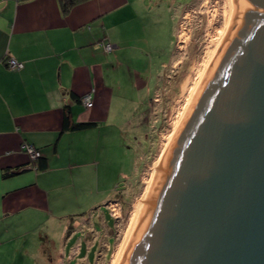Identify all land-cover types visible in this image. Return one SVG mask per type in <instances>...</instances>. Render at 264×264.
I'll return each instance as SVG.
<instances>
[{
  "label": "crops",
  "instance_id": "0c3cea01",
  "mask_svg": "<svg viewBox=\"0 0 264 264\" xmlns=\"http://www.w3.org/2000/svg\"><path fill=\"white\" fill-rule=\"evenodd\" d=\"M153 9L143 0H86L64 14L58 0H0V264H51L43 246L57 248L55 239L68 236L78 217L92 219L106 206L110 110L146 86L150 104L162 77L149 55L133 79L121 71L123 62L141 58L136 38L127 48L126 37L149 27L160 14ZM164 12L163 24L172 23L174 6ZM8 59L22 66L10 68ZM24 143L40 157L30 159Z\"/></svg>",
  "mask_w": 264,
  "mask_h": 264
},
{
  "label": "water",
  "instance_id": "95a60500",
  "mask_svg": "<svg viewBox=\"0 0 264 264\" xmlns=\"http://www.w3.org/2000/svg\"><path fill=\"white\" fill-rule=\"evenodd\" d=\"M114 264H264V0H233Z\"/></svg>",
  "mask_w": 264,
  "mask_h": 264
},
{
  "label": "rangeland",
  "instance_id": "374dc122",
  "mask_svg": "<svg viewBox=\"0 0 264 264\" xmlns=\"http://www.w3.org/2000/svg\"><path fill=\"white\" fill-rule=\"evenodd\" d=\"M143 1L152 4V11L158 10L160 14H154L152 22L145 24L144 27L149 26L147 29L135 36L127 35L126 47L137 43L141 58L133 63L123 62L121 71L129 69L128 76L133 79L132 70H145L147 55L153 57V65L149 63L152 72L159 68L162 75L157 95L148 104L147 86L136 88L133 94L128 88L126 102L121 101L118 110H110L106 121V206L100 207V214L92 219L78 217L68 236L55 239L57 248L51 243L43 246L46 255L52 258L51 264L112 263L128 228L132 206L142 195L165 137L181 113L189 88L213 51L217 31L229 13L228 0ZM167 5L174 6V21L163 24ZM183 6L186 9L181 13ZM132 37L137 39L136 43ZM122 79L128 82L126 74Z\"/></svg>",
  "mask_w": 264,
  "mask_h": 264
},
{
  "label": "bare ground",
  "instance_id": "6f19581e",
  "mask_svg": "<svg viewBox=\"0 0 264 264\" xmlns=\"http://www.w3.org/2000/svg\"><path fill=\"white\" fill-rule=\"evenodd\" d=\"M232 1L233 0H228V4H229V13L228 15L226 16L225 20H224V24H223V27L221 29H218L217 31V35L218 37H216V39H214L213 43H214V49L213 51L209 54V56L207 55V61L205 63V65L203 66V69L201 70V72L199 73V75L197 76V78L195 79V82L194 84L189 88V91H188V95L186 96L185 98V101H184V105L182 107V110H181V113L178 115L176 121L174 122V124L172 125V129L171 131L168 133L167 137H165V143L161 149V152L157 158V160L154 162V168H151V171H150V174L147 178V180L145 181V187L143 189V193L142 195L140 196V198H138L136 200V202L133 204L132 206V216H131V219H130V222H129V225H128V228L126 230V233H125V236L123 238V241L116 253V255L114 256V259L112 260V263L111 264H114L116 259H117V256L120 252V249L123 245V242L136 218V215L150 189V186L159 170V167L171 145V142L180 126V123L182 122L184 116L186 115L187 111L189 110L190 106H191V103L200 87V84L206 74V72L208 71L209 67L211 66L212 62L214 61L215 57L217 56L219 50L223 47L224 45V40L226 39V36L228 35L229 33V30L231 29L232 25H233V21H234V7H233V4H232ZM179 36H183V33L182 35L180 34Z\"/></svg>",
  "mask_w": 264,
  "mask_h": 264
},
{
  "label": "built area",
  "instance_id": "2783aa9c",
  "mask_svg": "<svg viewBox=\"0 0 264 264\" xmlns=\"http://www.w3.org/2000/svg\"><path fill=\"white\" fill-rule=\"evenodd\" d=\"M106 50H111L112 46L108 43L106 44ZM7 65L10 68H20L22 66L21 62L16 61L15 59H8ZM81 101L85 107H90L92 105V95L91 93H86L81 97ZM23 149L30 159H36L40 157V151L35 148L33 145L24 143Z\"/></svg>",
  "mask_w": 264,
  "mask_h": 264
},
{
  "label": "trees",
  "instance_id": "16d2710c",
  "mask_svg": "<svg viewBox=\"0 0 264 264\" xmlns=\"http://www.w3.org/2000/svg\"><path fill=\"white\" fill-rule=\"evenodd\" d=\"M60 3V7L62 12L65 14L67 13L72 6H74L75 4H78L80 2L86 1V0H58ZM69 110L66 108L65 112H64V125H66L67 123H69ZM87 126H91V123H71L69 125L70 128L73 129H82L85 128ZM39 158V157H38ZM41 167L45 166V163L42 161V163L40 164Z\"/></svg>",
  "mask_w": 264,
  "mask_h": 264
}]
</instances>
